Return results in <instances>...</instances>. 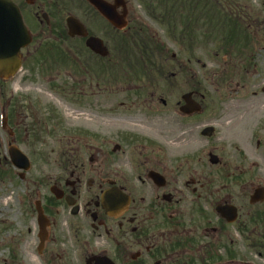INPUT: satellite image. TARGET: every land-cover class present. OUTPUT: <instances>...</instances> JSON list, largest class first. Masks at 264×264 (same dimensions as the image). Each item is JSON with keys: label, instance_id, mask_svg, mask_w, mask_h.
I'll return each instance as SVG.
<instances>
[{"label": "flooded vegetation", "instance_id": "1", "mask_svg": "<svg viewBox=\"0 0 264 264\" xmlns=\"http://www.w3.org/2000/svg\"><path fill=\"white\" fill-rule=\"evenodd\" d=\"M12 1L30 39L0 79V170L29 189L23 153L53 157L57 175L33 182L22 216L0 210V264H264V37L234 55L214 102L196 81L185 114L172 79L186 65L153 28L169 7L96 0L105 17L90 0Z\"/></svg>", "mask_w": 264, "mask_h": 264}, {"label": "rangeland", "instance_id": "2", "mask_svg": "<svg viewBox=\"0 0 264 264\" xmlns=\"http://www.w3.org/2000/svg\"><path fill=\"white\" fill-rule=\"evenodd\" d=\"M246 8H248V13L250 19L247 21L244 19L242 15H240L237 19L239 23H242L244 27L247 28L248 32H250L255 39H262L263 30L260 28V19L264 18V0H243ZM138 3V4H137ZM134 6H140L139 2L133 1ZM221 8L230 13L237 14L240 12L239 6L235 5L231 8L228 0H222V3H219ZM243 6V4L241 5ZM250 7V10H249ZM200 8L201 4H199V11H202ZM226 8V9H225ZM213 10L210 9L209 12ZM203 15V14H202ZM202 15L199 16V12L197 11V15L199 16L198 25L193 29L194 34H198L197 44H193L192 49H189L188 45L181 46L180 44L174 43V41L165 39V30L161 27H153L157 32L159 37L162 40H165L166 46L170 49L172 54L177 55L176 60L182 59L184 64L186 65L187 74L184 76L177 75L173 78L174 84L172 91V101L177 99V95L184 94L188 92L189 86L196 81L200 82L202 92L206 97V102L211 103L215 101V87L217 86L219 81L227 82L228 80L221 79L224 75L227 74L229 70H231L232 66V57L225 53L222 48V39L223 36L228 32V28L223 29V23L220 22L219 25L215 28V43L212 40H209V44H203L202 41L199 40L200 34L203 31L209 29V26L205 27L204 20L206 19ZM180 19V15H178ZM216 26V22H215ZM249 26V27H247ZM218 36V37H217ZM195 40V38H194ZM182 48V49H181ZM217 51H221L218 53ZM223 52V53H222ZM231 65V66H230ZM253 79H255L253 77ZM182 82L184 85H182ZM58 103L63 104L64 101L58 97H55ZM55 100V101H56ZM199 100H201L199 98ZM47 149L46 146L43 145V150ZM35 164V168L27 174L26 182L29 184V189H27L19 178L16 177H7L5 180H0V210L4 208L6 211H9L16 216H22V210L20 207V202L18 201L21 198H29L36 199V186L33 184L34 180L37 178H44L47 180L50 177H53L56 174L52 163L54 162V158L51 157L48 159L49 164L42 165L40 160H33ZM44 167V173L50 172L49 174L42 175L38 168Z\"/></svg>", "mask_w": 264, "mask_h": 264}, {"label": "trees", "instance_id": "3", "mask_svg": "<svg viewBox=\"0 0 264 264\" xmlns=\"http://www.w3.org/2000/svg\"><path fill=\"white\" fill-rule=\"evenodd\" d=\"M217 6L218 5H216L215 2H213L211 0H204L201 3V7L203 9L202 10V14H203L202 16L206 18L203 23L209 25V30H210L209 32L214 33V35H206V39L208 40V39H211V37H212V39H214V42H215V19H213L212 17L215 15L210 13L208 9L213 8L215 11ZM218 14L223 15L224 13L221 10H219ZM226 16H223L224 17V21H223L224 27L223 28L226 29V27L228 26L230 28V31L227 34H225L224 41H225L226 45H229V44L231 45L234 43V38H236V35H237L236 29L238 27V23L235 22L232 18L230 19L229 15H226ZM198 22H199V18L195 14L192 13L191 16L188 17V21H187L188 29L186 31L188 32L187 37H188V40L190 43L189 44L190 47H192V44L190 41L193 38V35H192L193 25H190V24L191 23L194 24V23H198ZM235 26H236V29H235Z\"/></svg>", "mask_w": 264, "mask_h": 264}, {"label": "water", "instance_id": "4", "mask_svg": "<svg viewBox=\"0 0 264 264\" xmlns=\"http://www.w3.org/2000/svg\"><path fill=\"white\" fill-rule=\"evenodd\" d=\"M9 2L7 0H0V7H4L5 4H8ZM1 14V13H0ZM109 15V14H107ZM113 23H115L113 20H111ZM0 23L2 24L3 21L0 20ZM68 25H69V29L70 32L73 33L74 35H80L82 34V27H80L73 19H68ZM0 28H2V26H0ZM89 46L92 47L95 50H99V44L98 41L93 39V42H89ZM10 61L5 60L4 56H1V60H0V65L2 68H4ZM184 100L187 103H193L194 101L191 99V95L188 94L186 96H184ZM195 108H189V107H185L182 109V111L187 112V113H191L192 111H194ZM23 160L27 162V167H29V161L27 160V158L23 157ZM16 165H18L19 167H21V163H20V159H16L15 160ZM108 263H110L108 261Z\"/></svg>", "mask_w": 264, "mask_h": 264}]
</instances>
